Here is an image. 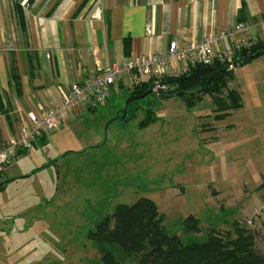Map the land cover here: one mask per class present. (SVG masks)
Here are the masks:
<instances>
[{
  "label": "rangeland",
  "instance_id": "obj_1",
  "mask_svg": "<svg viewBox=\"0 0 264 264\" xmlns=\"http://www.w3.org/2000/svg\"><path fill=\"white\" fill-rule=\"evenodd\" d=\"M260 67L264 57L238 65L237 80L230 84L243 90L249 105L264 101V85L255 76ZM126 82L133 90L132 82ZM121 96L80 118V129L72 125L66 135L35 145L0 176L5 185L0 191V264H103V245L91 233L119 205L140 198L155 202L167 232L184 244L205 242L211 229L233 230L223 227L229 214L220 207L230 204L228 189L234 186L227 183L234 179V163L207 152L204 140H218L222 126L234 124L239 114L200 120L201 113L214 115L210 97L189 109L180 98L151 94L135 101L137 112L131 107L128 116L134 117L124 121L131 97L126 92ZM150 110L155 122L142 128ZM248 160L242 164L251 172L252 166L244 163ZM218 165L222 167L215 169ZM224 176L231 178L226 184ZM190 215L200 221L201 233H184ZM257 244L264 251V235Z\"/></svg>",
  "mask_w": 264,
  "mask_h": 264
},
{
  "label": "crops",
  "instance_id": "obj_2",
  "mask_svg": "<svg viewBox=\"0 0 264 264\" xmlns=\"http://www.w3.org/2000/svg\"><path fill=\"white\" fill-rule=\"evenodd\" d=\"M238 24L249 28L254 42L264 39V0H0V43L9 46L0 54V149L27 128L29 113L40 115L61 105L73 85L106 67L160 55L172 42L182 47ZM255 71L264 85V68ZM126 80L131 83L132 76L124 72L107 102L122 92L130 95ZM88 112L79 108L36 145L66 135L72 125L80 129V118ZM238 114L234 124L222 126L218 140L205 138L204 149L235 167L233 181L221 179L234 186L228 189L229 206L220 207L229 214L223 227L233 228L258 213L252 228L264 235V101L249 105L245 100L228 118ZM204 116L210 115L201 113L199 119ZM247 157L251 172L242 164Z\"/></svg>",
  "mask_w": 264,
  "mask_h": 264
},
{
  "label": "trees",
  "instance_id": "obj_3",
  "mask_svg": "<svg viewBox=\"0 0 264 264\" xmlns=\"http://www.w3.org/2000/svg\"><path fill=\"white\" fill-rule=\"evenodd\" d=\"M263 55L264 39L236 53L235 70L238 65ZM235 70L218 62L197 67L187 76L166 81L169 90L157 97L180 98L192 109L208 96L214 105V115L206 119L223 120L244 106L242 92L230 87L236 81ZM151 87L150 82L134 87L130 97L144 95L151 91ZM134 102L124 111L122 120L134 117L128 116L131 107L134 113L137 112ZM147 114L141 122L142 128L155 122L153 111ZM4 186L0 185V191ZM163 222V215L155 202L140 198L132 205H119L112 217L103 218L91 237L103 245V264H264V251L257 244L263 234L251 231L242 223H235L232 231L209 230L205 242L184 244L179 236L167 232ZM200 225V221L190 215L184 221L183 231L185 234H199L202 231Z\"/></svg>",
  "mask_w": 264,
  "mask_h": 264
},
{
  "label": "built area",
  "instance_id": "obj_4",
  "mask_svg": "<svg viewBox=\"0 0 264 264\" xmlns=\"http://www.w3.org/2000/svg\"><path fill=\"white\" fill-rule=\"evenodd\" d=\"M147 33L152 35V29L149 28ZM254 43L249 36V28L245 24H238L232 30L193 40L182 47L172 42L168 51L160 55L106 67L89 76L82 84L73 85L61 105L43 111L40 115L29 113L27 128L0 149V172L13 166L22 153L32 150L44 134L53 133L63 121L72 118L79 108L92 111L106 103L117 93L124 72L131 74L133 87L150 82L151 91L160 95L169 90L166 81L187 76L197 67L218 62L235 70L236 53ZM8 49L6 43H0V54ZM257 216L258 213L242 222V225L251 229Z\"/></svg>",
  "mask_w": 264,
  "mask_h": 264
},
{
  "label": "water",
  "instance_id": "obj_5",
  "mask_svg": "<svg viewBox=\"0 0 264 264\" xmlns=\"http://www.w3.org/2000/svg\"><path fill=\"white\" fill-rule=\"evenodd\" d=\"M151 93H152V91H149V92H147V93H145L144 95H141V96H132V97L129 99L128 103H127V106H126L125 112L127 111V108H128V106H129L130 103H132V102H134V101H137V100H141V99H143V98L149 96Z\"/></svg>",
  "mask_w": 264,
  "mask_h": 264
}]
</instances>
